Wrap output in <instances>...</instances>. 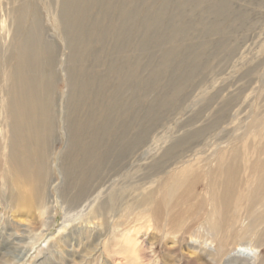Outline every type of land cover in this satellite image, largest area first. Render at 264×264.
Instances as JSON below:
<instances>
[{"label":"rangeland","instance_id":"obj_1","mask_svg":"<svg viewBox=\"0 0 264 264\" xmlns=\"http://www.w3.org/2000/svg\"><path fill=\"white\" fill-rule=\"evenodd\" d=\"M29 1L40 41L53 53L42 72L53 76L47 107L53 184L45 188L44 217L34 200L16 209L4 190L0 264H130L125 250L133 239L146 256L138 264H264V241L257 239L264 225L258 228L255 216L244 212L233 230L218 235L204 211L175 233L181 217H155L146 196L160 203L169 178L199 160L212 166L206 158H232L233 148L244 157V189L258 176L264 0H76L81 13L71 9L65 19L64 6L75 0ZM13 12L12 1L0 0V25ZM5 43L1 56H9ZM3 86L0 108L8 100ZM0 114V131L7 133ZM86 144L91 154L83 152ZM73 155L81 163L75 177L67 175ZM61 184L67 219L57 203ZM205 191L200 185L190 204ZM190 206L173 211L189 217L196 210Z\"/></svg>","mask_w":264,"mask_h":264},{"label":"bare ground","instance_id":"obj_2","mask_svg":"<svg viewBox=\"0 0 264 264\" xmlns=\"http://www.w3.org/2000/svg\"><path fill=\"white\" fill-rule=\"evenodd\" d=\"M10 1L14 6L13 16H8L9 21L7 19L8 22L4 21L0 25V34L2 37L4 36L2 40L7 43L5 52L9 54V56L0 55V83L3 82L2 91L8 96V100L1 105L0 113H3L6 119L4 122L9 125L7 133H2L3 130L0 131V197L4 196L6 189L9 199H12V205L16 209L25 208L27 204L31 205L30 200H34V207L39 209L40 217H44L47 210L45 188L53 184V180L51 182V176H49L51 160H48V150L54 124L51 112L47 110L52 102L49 89L53 76L46 77L42 72L46 68L44 59L51 58L53 53L40 41L39 19L32 2L29 0ZM77 1H72L68 10L64 6L62 12L64 19L71 9L77 14L81 13ZM29 19L31 21L26 27V22ZM23 30L27 32L25 36L20 34ZM5 35L7 39H5ZM2 40L0 39V41ZM38 52L42 55L34 57ZM35 71H38L39 75H33ZM74 143L76 146L77 141ZM71 146L69 144L66 153L70 151L69 149L72 150L73 146ZM92 149L89 145L85 149L82 147L83 152H90L89 154ZM231 153L232 158L225 156H220L218 159L206 158L207 161H212V166L203 164L205 162L199 160L198 166H189L179 175L169 178L171 187L161 194L160 203L155 202L153 198L155 195L147 193L149 204L151 203L153 209L156 208L157 216L155 217L167 216L169 220L181 217V221L179 218L177 220L179 222H174L176 226L172 225L171 229L175 233L182 232L190 220L198 217L204 211L209 212L208 219L211 221V228L218 235L221 230L223 233L227 229L233 230L239 224V219L244 216V212L252 217L255 216L254 221L258 228L264 225V163L255 168V172L256 169L258 171V176L250 179L244 189V157L240 155L238 148H233ZM71 158L66 161L69 166L67 175L71 173V177H75L81 163L78 162L77 155H73ZM63 160H60V164L66 168ZM214 163L216 166H213ZM61 176L64 177L62 174ZM200 185L206 187L205 197L197 195L196 204H190L193 201L190 196L195 194ZM55 189L57 197L60 199L57 203L64 213V218L67 219L69 212L62 204L64 194L60 193L63 190V185L61 184ZM162 190L164 191L165 188H160L157 191L162 193ZM98 197L100 196L98 195ZM74 199L76 200L77 197ZM181 204L185 207L195 205L196 210L189 217L187 215L184 217L182 213H174L173 210ZM139 220H144V216ZM144 227L141 226L140 229ZM166 233L167 231L163 232L164 235ZM128 234L134 235V231L128 232ZM241 236H244V230L241 232ZM261 236H258L257 239L264 241V228L261 231ZM133 240H127L126 243L125 251L131 252L129 256L127 255L128 261L130 264L142 263L138 261H142L146 256L143 257L140 250L134 249L137 240ZM222 240L225 238H220V241Z\"/></svg>","mask_w":264,"mask_h":264}]
</instances>
